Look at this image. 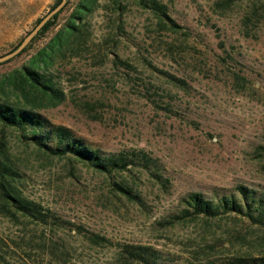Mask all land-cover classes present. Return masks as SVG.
Here are the masks:
<instances>
[{
	"label": "rangeland",
	"instance_id": "374dc122",
	"mask_svg": "<svg viewBox=\"0 0 264 264\" xmlns=\"http://www.w3.org/2000/svg\"><path fill=\"white\" fill-rule=\"evenodd\" d=\"M76 1L26 51L0 63V99L36 108L102 152L144 150L157 158L164 182L138 169L110 176L46 156L0 130L23 194L68 221L50 230L0 209V264H129L118 258L121 243L151 245L167 264L264 257V226L242 216L174 219L189 192L212 198L244 185L264 193V0H160L178 32L134 0H120L121 10L98 0L83 36L77 32L64 55L56 53L52 69L64 99L55 106L31 101L9 77L64 24ZM53 2L0 0V56ZM123 179L139 202L113 192L111 182ZM72 225L103 240L92 242Z\"/></svg>",
	"mask_w": 264,
	"mask_h": 264
},
{
	"label": "trees",
	"instance_id": "16d2710c",
	"mask_svg": "<svg viewBox=\"0 0 264 264\" xmlns=\"http://www.w3.org/2000/svg\"><path fill=\"white\" fill-rule=\"evenodd\" d=\"M69 1L67 0L62 9L43 25L18 55L26 51L36 38L51 29ZM113 1L117 9L121 10L120 0ZM59 2L60 0H54L51 9ZM134 2L143 10L149 11L156 18L157 24L166 26L173 32H178L180 29V25L168 15L166 3L160 0H134ZM97 4L98 0H77L64 24L26 63L15 69L16 73L9 77V80L18 82L22 86V95L25 98L39 102L47 99L50 106H55L64 99L63 88L52 69L56 53L61 52L64 55L65 47L72 43L71 39L75 38L77 32L83 36L82 23ZM77 41L79 40L75 42ZM164 74L174 86L180 88L185 86L183 79L167 72ZM6 129L13 131L20 141L33 146L46 156L64 158L69 163L81 164L110 176L131 173L134 169H138L160 181L161 184L164 182L161 165L157 158L144 150L102 152L88 145L70 128L52 123L36 108L20 105L16 100L0 99L1 133H4ZM4 147L5 142L0 139V209L12 218L17 220L22 218L50 230L65 227L68 221L23 194L20 188L22 181L19 165ZM111 185L116 195L132 201H140L139 195L125 179L112 181ZM181 203L182 208L174 215L176 221L198 216L213 218L237 215L246 218L252 224L264 226V193L244 185L236 186L229 193H217L212 198L200 192H189L181 198ZM72 226L78 234L92 242L98 243V240H103L102 237L90 233L81 225ZM118 256L124 263L129 264H167L159 249L146 244L121 243ZM230 264H264V257L234 258Z\"/></svg>",
	"mask_w": 264,
	"mask_h": 264
},
{
	"label": "water",
	"instance_id": "95a60500",
	"mask_svg": "<svg viewBox=\"0 0 264 264\" xmlns=\"http://www.w3.org/2000/svg\"><path fill=\"white\" fill-rule=\"evenodd\" d=\"M67 0H60V2L55 5L47 14H45L35 26L22 38L19 44L11 51L0 56V63L7 61L19 54L23 48L32 40V38L38 33V31L43 27V25L56 13H58L62 7L65 5Z\"/></svg>",
	"mask_w": 264,
	"mask_h": 264
}]
</instances>
